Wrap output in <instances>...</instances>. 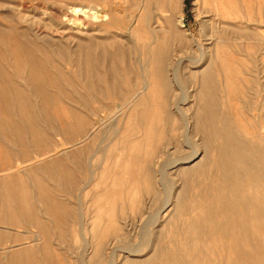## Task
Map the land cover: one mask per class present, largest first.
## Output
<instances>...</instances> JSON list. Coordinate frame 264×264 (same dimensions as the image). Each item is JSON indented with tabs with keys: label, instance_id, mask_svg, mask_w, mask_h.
Returning <instances> with one entry per match:
<instances>
[{
	"label": "rangeland",
	"instance_id": "obj_1",
	"mask_svg": "<svg viewBox=\"0 0 264 264\" xmlns=\"http://www.w3.org/2000/svg\"><path fill=\"white\" fill-rule=\"evenodd\" d=\"M176 1L171 9L175 18L181 13V31H186L196 43H200L203 20L224 23L229 22L228 15L238 17L236 0L224 7L226 18L218 16V0H182V6ZM152 5L151 0H0V172L11 168L16 171L14 176L0 178V264H122L126 253L138 249L143 250L138 254L143 258L151 248L150 238H143L144 234L152 230L149 222L153 225V218L158 220L157 214L165 203L175 198L182 187L185 202L194 199L208 184V177L216 172L210 165L201 176L186 178L180 168H173L174 161L183 158L187 150L183 121L191 120L197 107L192 100H186L195 94L188 75H177L181 86L169 95L170 103L155 97L130 111L122 109L121 113H126L115 126L117 136L103 134L106 130L101 118L127 104L144 81L140 68L144 50L151 41L147 29L156 24L151 19ZM79 6H92L99 23L89 25V20L81 17L88 26V30L82 31L67 24L65 10H79ZM105 15L112 17V25L107 28L100 23ZM261 30L264 32V28ZM158 35L166 43L165 35ZM164 47L167 48L165 44ZM168 48L172 60L186 62L184 48L177 44ZM3 49L8 52L6 55H2ZM249 52L245 63L249 64L251 74L244 100L234 96L222 104L236 121L241 119L243 106L249 105L251 109L254 102L263 103L258 81L263 74L257 68L262 65L263 51ZM28 76L34 79L32 87L37 89L35 102L34 96L26 99L18 85L20 78ZM30 104L36 105V110ZM144 111L147 114L142 116ZM181 112L188 117H182ZM149 129L154 130L150 138L146 133ZM93 130V142L81 154L79 150L70 152V142H78ZM253 131L249 133L254 134ZM195 135L186 138L195 149L196 144H203V139L213 142L208 133ZM50 151L56 153L52 158L55 161L38 164L42 168L34 172L23 168L21 162L38 160ZM208 152L207 159L212 163L217 154L213 150ZM22 174L30 175L33 189ZM9 188H14V197ZM35 189L41 196L33 194ZM48 203L59 204L66 214L49 213L48 221L37 210L46 209ZM172 212L170 206L158 220L164 227L161 240L166 250L174 227L185 222L182 215L169 220ZM94 234L105 236V241L114 245L101 257L93 256L88 249ZM35 235H40L37 244L31 242ZM84 238L89 242L87 246ZM45 245L42 253L40 248Z\"/></svg>",
	"mask_w": 264,
	"mask_h": 264
},
{
	"label": "bare ground",
	"instance_id": "obj_2",
	"mask_svg": "<svg viewBox=\"0 0 264 264\" xmlns=\"http://www.w3.org/2000/svg\"><path fill=\"white\" fill-rule=\"evenodd\" d=\"M142 1L145 2L147 0ZM202 1L204 2V0ZM234 1L218 0L219 9L216 7L218 16L221 18L227 16L225 15L224 7H230ZM151 2L153 3V10L150 9L151 19L156 24L153 28L151 26V29L146 28L150 32L151 41L144 50L143 65L140 68L141 72H143L144 81L133 97L127 100L126 103L128 105L124 104L121 109L110 112L107 116L101 118V124L104 125V131L106 130V133L104 132L103 134L108 137L109 135L110 137L111 135L117 136L116 134L118 133L115 126L117 127V124L121 121V117L126 113V111L121 113L122 109L127 108V111H130L131 108L138 107L141 102L144 103L155 97L170 103L172 97L169 95L174 91L176 86L178 88L180 85L181 80L179 81L180 78L177 79V75H188L191 77V84L189 86H191V91L195 94L194 96H188L186 100H192L197 107L193 112L191 120L187 118L188 116L186 117V113L181 112L180 114L182 117L187 118L183 121L186 138L190 137V134L195 135L198 133L201 135L203 133L204 136L208 133L213 140V144L201 138L203 139V144L201 146L196 144L197 149H195L194 144L189 143V140L184 137L185 148L187 149L184 151L185 156L180 160L174 161L173 168H180V173L186 178L201 176L204 169L210 165L215 167L216 172L211 177H208V184H206L204 189L200 190L199 195L194 199L185 202L186 193L182 192L184 189L182 187L177 196L168 200L163 210L160 209L161 212L157 214L158 220L162 218L160 215L168 210L170 206L173 207V212L169 220L175 215L185 216L182 228L174 227L168 241V250L164 248V242L161 240L162 233L165 232L163 224L158 220L155 221L153 218V222H155L153 225L148 221L151 224L152 230L149 229V232L147 231L148 233L144 234L143 237L147 236L150 238L151 244H149L151 248L149 253L141 258L138 254L141 251L143 252V250L129 251L126 253L127 257L122 264H264V126L261 125L264 122V96L263 103L257 104L254 102L251 109L249 105L243 106L241 119L237 121L230 118L224 110L225 105H222L225 100L229 101L234 96H241L244 100L249 87V83L247 82L249 80L248 76L251 74L248 73L249 69L247 68L248 63H245L247 59L245 55L249 56L251 54L249 51L251 50L263 51L260 57L262 65L257 68L261 70H259V74L261 72L263 74L262 78L260 77L258 81H260L261 85H259L264 95V32L261 30V28H264V0H236L234 8L237 10L238 17L228 15L227 19H229V22H227L228 20L224 23L203 20L199 30L200 43H196L193 38L188 36L186 31H181V28H183L181 13L179 17L176 16L177 18H175L171 9L172 5L177 3L176 0H151ZM178 4L182 6V0H179ZM221 5L224 6L222 7ZM90 8L83 9L79 6V10L75 8L66 9L64 19L71 27L74 26L79 31L86 30L88 26L83 23L81 17H86L89 20V25L99 23L96 20V13ZM219 12L222 16L219 15ZM229 12L231 11L228 10ZM231 19L232 21L230 22ZM100 23H103L102 26L107 28L109 25H112V17L105 15V19L101 20ZM136 27L138 28V26ZM158 34L165 35L164 41L167 44L162 42L163 38ZM164 44L167 46V50ZM170 44L171 47L177 44L181 48H184L182 50L187 54L186 62H184L185 65L182 61L183 59L178 58L179 61L171 59L168 48ZM6 52L3 49L2 55H6ZM6 66L10 68L11 65L7 64ZM170 75L175 76L174 79ZM19 81L18 85H21L26 99H31L34 95L36 96L37 89L32 87V83H34L33 78H29V76L28 78L22 77ZM34 100H36V97ZM30 105L36 110V105ZM145 114L147 112L144 111L142 116ZM250 130H254V134L249 133ZM153 131L149 129L146 132L147 136L154 135ZM93 135L94 130L80 138L78 142H70L67 148L70 149V152L74 150L75 153L77 150H79V153L83 152V149L93 142ZM195 137L197 136L195 135ZM210 150L215 151L217 154L216 160L212 163L207 159L208 151ZM55 155L54 151H50L45 155L39 156L38 160L30 159L21 162V164L23 168H28L30 172H34L38 167H41L38 164L52 159ZM53 160L55 161V159ZM162 170L165 169L162 168ZM15 172L12 168L1 171L0 178L14 176ZM22 176L30 181L28 186L33 189L34 184L31 183L30 175L22 174ZM149 178L150 175H147V181L150 180ZM160 181L163 182L162 180ZM161 185L163 188V183ZM13 190L14 188L8 189L14 197ZM35 190L32 191L34 192L33 194L41 196L39 195V190ZM48 205L49 207H46V209L42 210L39 207L37 209L40 213H43L41 215L47 216L48 221L50 220L49 213L56 214L55 211H57L58 213L64 214L65 212L66 214L65 209L59 204L52 205L48 203ZM150 224L148 225L149 227ZM166 224L169 223L167 222ZM39 236L35 235L31 242L35 244L39 243ZM100 236H95L94 234V239L90 243L91 248H88L91 250V254L97 257H101L112 246L114 247L112 242L105 241V236ZM86 238H84V243L87 246L89 242ZM141 247L143 249L144 245ZM45 248L46 245L43 248L41 247L40 251L43 253ZM88 249H86V252ZM133 253L134 255H132ZM2 255L8 256L7 253H2Z\"/></svg>",
	"mask_w": 264,
	"mask_h": 264
}]
</instances>
